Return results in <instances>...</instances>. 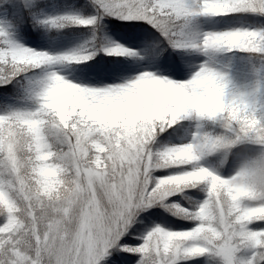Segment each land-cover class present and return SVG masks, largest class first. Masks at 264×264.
Returning <instances> with one entry per match:
<instances>
[{
  "label": "snow or ice",
  "instance_id": "1",
  "mask_svg": "<svg viewBox=\"0 0 264 264\" xmlns=\"http://www.w3.org/2000/svg\"><path fill=\"white\" fill-rule=\"evenodd\" d=\"M0 264H264V0H0Z\"/></svg>",
  "mask_w": 264,
  "mask_h": 264
}]
</instances>
